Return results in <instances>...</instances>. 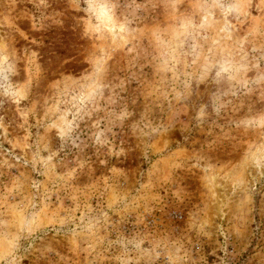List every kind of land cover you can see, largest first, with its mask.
I'll use <instances>...</instances> for the list:
<instances>
[{
	"label": "rangeland",
	"instance_id": "374dc122",
	"mask_svg": "<svg viewBox=\"0 0 264 264\" xmlns=\"http://www.w3.org/2000/svg\"><path fill=\"white\" fill-rule=\"evenodd\" d=\"M0 264H264V0H0Z\"/></svg>",
	"mask_w": 264,
	"mask_h": 264
}]
</instances>
